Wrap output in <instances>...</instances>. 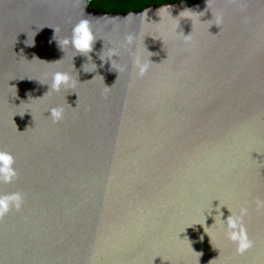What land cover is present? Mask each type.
<instances>
[{
    "label": "water",
    "instance_id": "95a60500",
    "mask_svg": "<svg viewBox=\"0 0 264 264\" xmlns=\"http://www.w3.org/2000/svg\"><path fill=\"white\" fill-rule=\"evenodd\" d=\"M84 18L88 56L62 43ZM0 150V196L24 198L0 264H264V0H0ZM242 208L241 255L222 220Z\"/></svg>",
    "mask_w": 264,
    "mask_h": 264
},
{
    "label": "clouds",
    "instance_id": "9594fccd",
    "mask_svg": "<svg viewBox=\"0 0 264 264\" xmlns=\"http://www.w3.org/2000/svg\"><path fill=\"white\" fill-rule=\"evenodd\" d=\"M170 6H164L159 11H167ZM195 13L191 9H185L180 13L191 14ZM57 29H55V32ZM128 42L132 41V36L129 35L127 38ZM185 42L191 41V34L184 35ZM97 37L94 35L90 21L87 18L81 19L72 29L71 38H65L63 40V45H70L79 54L88 56L94 50V45ZM60 45V44H59ZM111 54L113 56L118 55L116 50H112ZM89 58H91L89 56ZM103 60V57H100ZM136 64L139 67V73L141 75L147 70V64H141L140 59L137 58ZM74 86V81L70 74L65 72H55L52 76V83L50 84V91H60L62 87L67 88ZM49 91V92H50ZM51 118L54 122H58L63 118L62 108H52ZM15 158L10 152L0 150V182L11 183L17 178L18 173L15 170ZM24 203V198L21 193H11L0 196V219L10 212L12 207H15L17 211L21 210ZM258 209H264V201L257 200ZM231 212V211H230ZM247 214V209L242 208L239 215H231L227 218V221L222 220L227 225L226 235L227 238L236 244V251L238 254H244L250 248L253 247L254 242L250 239L246 226L243 223V217ZM222 215V213H221ZM201 239H203L201 237ZM213 261V260H212ZM209 264H211V262Z\"/></svg>",
    "mask_w": 264,
    "mask_h": 264
},
{
    "label": "trees",
    "instance_id": "16d2710c",
    "mask_svg": "<svg viewBox=\"0 0 264 264\" xmlns=\"http://www.w3.org/2000/svg\"><path fill=\"white\" fill-rule=\"evenodd\" d=\"M183 1L189 4H194L198 0H173ZM164 2H172V0H90V7L96 8L101 11H130L143 9L149 5H160Z\"/></svg>",
    "mask_w": 264,
    "mask_h": 264
}]
</instances>
